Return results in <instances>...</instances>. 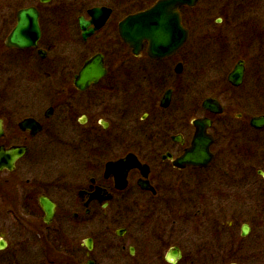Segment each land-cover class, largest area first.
<instances>
[{
    "label": "flooded vegetation",
    "instance_id": "flooded-vegetation-1",
    "mask_svg": "<svg viewBox=\"0 0 264 264\" xmlns=\"http://www.w3.org/2000/svg\"><path fill=\"white\" fill-rule=\"evenodd\" d=\"M51 1L0 0V264L261 259L264 124L253 123L264 116L262 0L181 6L188 36L165 57L150 55L147 40L135 52L121 36L116 7L137 0ZM102 7L109 15L92 19ZM23 10L33 16L23 36L35 41L34 16L40 35L19 47L10 38ZM80 17L94 29L87 38ZM95 56L101 71L83 76ZM237 64L240 78L231 76ZM20 69L30 84L17 102L8 77ZM199 129L206 149L192 148ZM58 140L70 161L61 175L41 166L43 144ZM130 154L125 174L107 173Z\"/></svg>",
    "mask_w": 264,
    "mask_h": 264
},
{
    "label": "water",
    "instance_id": "water-1",
    "mask_svg": "<svg viewBox=\"0 0 264 264\" xmlns=\"http://www.w3.org/2000/svg\"><path fill=\"white\" fill-rule=\"evenodd\" d=\"M198 0H157L151 7L128 15L124 17L120 24V33L125 42L133 46L134 51L138 52L140 47H142L143 41L147 40L150 42L149 54L154 57H161L165 55L172 54L175 52L180 45L184 43L187 38V32L183 28L179 13V8L182 5H195ZM93 18L95 20L97 15L103 13L104 16H108L110 9L102 7L92 8L90 10ZM31 10H23L19 12L18 25L11 33L10 44L19 47H26L30 45H35L36 40L40 35V31L36 25V16H34V29L36 34V39L34 42H30L26 39L23 34H27L29 21L31 16ZM84 17H80V27L84 38H87L90 34L94 32V29L90 28V23L84 20ZM103 23H99L97 26H101ZM26 32V33H25ZM101 60L99 56H95L92 60H88L86 65L82 70L83 76L92 75L96 71H101ZM241 64H237L235 71L231 76L240 78L242 75ZM208 102L204 103V106L208 109L220 112L219 109H214L207 105ZM255 125L264 124V116H260L254 120ZM204 132L199 131L196 134L193 147L192 148H207L209 141L205 144H201L202 140L205 138ZM2 151L0 152V155ZM132 154L128 155L126 158L119 161L109 162L107 164V173L111 171L123 172L125 174L130 164H134ZM134 166V165H133ZM118 170V171H117ZM42 207L46 214V220H49L54 215V204L47 198H42Z\"/></svg>",
    "mask_w": 264,
    "mask_h": 264
},
{
    "label": "rangeland",
    "instance_id": "rangeland-1",
    "mask_svg": "<svg viewBox=\"0 0 264 264\" xmlns=\"http://www.w3.org/2000/svg\"><path fill=\"white\" fill-rule=\"evenodd\" d=\"M156 0H137L135 4L129 1L127 4L119 5L116 7V11L113 15L114 19H122L127 13L134 12L139 8L148 7L152 5ZM205 1L209 0H201L199 4H203ZM215 1V2H214ZM213 2L216 4H225L228 3V0H214ZM258 1V0H257ZM56 1L52 0L50 3L54 4ZM91 4L95 5H116L114 4V0H90ZM234 3V1H232ZM238 3H244L243 0L236 1ZM259 2V1H258ZM247 3V2H245ZM258 8L264 11V0H262V4L258 5ZM44 45H48V39L42 41ZM43 68L47 67V63L43 61L42 63ZM19 71V70H18ZM14 70L12 73L9 74V80H11L9 84V88L11 92V99L17 102H21L23 99H26V94L23 91L29 86L30 82L25 79V75H23L22 69L18 72ZM175 105L173 104L169 107L168 113H172L175 111ZM188 115L194 114H202V111L198 108H186ZM51 141H46L42 146V153H41V166H43V171H50V170H57L58 175L66 174L68 172V165H70L69 157L67 154L68 147L66 145V140H58L56 144H51ZM10 215V214H9ZM11 215H15L14 211H12ZM251 264H264V253L261 259H257L255 263L250 260Z\"/></svg>",
    "mask_w": 264,
    "mask_h": 264
}]
</instances>
